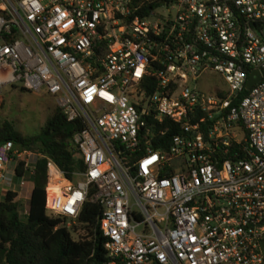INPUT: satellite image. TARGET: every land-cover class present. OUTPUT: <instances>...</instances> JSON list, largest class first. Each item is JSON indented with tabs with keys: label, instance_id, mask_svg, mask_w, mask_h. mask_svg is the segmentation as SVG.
<instances>
[{
	"label": "built area",
	"instance_id": "2783aa9c",
	"mask_svg": "<svg viewBox=\"0 0 264 264\" xmlns=\"http://www.w3.org/2000/svg\"><path fill=\"white\" fill-rule=\"evenodd\" d=\"M206 70L227 89L198 91ZM16 83L83 123L71 176L46 160V210L82 238L100 206L92 264H264V0H0V89ZM38 155L0 142V182Z\"/></svg>",
	"mask_w": 264,
	"mask_h": 264
},
{
	"label": "trees",
	"instance_id": "16d2710c",
	"mask_svg": "<svg viewBox=\"0 0 264 264\" xmlns=\"http://www.w3.org/2000/svg\"><path fill=\"white\" fill-rule=\"evenodd\" d=\"M162 125L170 126L167 136L178 130L168 120ZM82 126L79 118L67 120L58 106L33 134H22L10 121L0 120V142L10 141L18 150L31 149L40 154L31 174L24 170L21 160L14 166L16 179L24 176L33 184L26 200L27 212L20 214L14 190L6 189L0 198V264H92L106 258L104 238L98 230L101 208L97 203L85 200L77 225L72 227L85 229L82 238H74L72 229L56 226L60 219L46 210V160L52 159L71 176V171L81 164L71 150L72 136Z\"/></svg>",
	"mask_w": 264,
	"mask_h": 264
},
{
	"label": "rangeland",
	"instance_id": "374dc122",
	"mask_svg": "<svg viewBox=\"0 0 264 264\" xmlns=\"http://www.w3.org/2000/svg\"><path fill=\"white\" fill-rule=\"evenodd\" d=\"M194 87L204 93L212 94L216 89H227V84L223 77L216 71L206 70L202 72L193 83ZM57 107L55 97L46 92L43 88L36 92L24 89L20 83L15 85H4L0 89V120L10 121L14 128L22 134H33L40 130L48 116ZM10 169L7 170L4 180L0 182L1 186H9L13 176ZM16 179V178H15ZM16 183H14L15 185ZM27 184L22 187V194L18 198L20 204V214L26 210ZM78 231L84 235L85 229L80 227Z\"/></svg>",
	"mask_w": 264,
	"mask_h": 264
},
{
	"label": "crops",
	"instance_id": "0c3cea01",
	"mask_svg": "<svg viewBox=\"0 0 264 264\" xmlns=\"http://www.w3.org/2000/svg\"><path fill=\"white\" fill-rule=\"evenodd\" d=\"M10 165H12L11 166V171H10V174H11V176H13V179L11 180V182H10V185L9 186H1V191H0V198H2L3 197V194H4V191L6 190V189H11V190H14L15 192H16V197H15V199H17L18 200V198L20 197V195L23 193L22 191V188L20 187V185H19V179H15V177H14V173H13V166H14V163H10L9 164V166H8V169H10ZM27 182H26V184H27V189L25 190V191H27V198L29 197V195H30V191H31V189H32V182L30 181V180H26ZM14 183H16L15 185H14Z\"/></svg>",
	"mask_w": 264,
	"mask_h": 264
},
{
	"label": "water",
	"instance_id": "95a60500",
	"mask_svg": "<svg viewBox=\"0 0 264 264\" xmlns=\"http://www.w3.org/2000/svg\"><path fill=\"white\" fill-rule=\"evenodd\" d=\"M255 72L257 73V70H255ZM254 81H255V78L252 76H249L246 81V87H249Z\"/></svg>",
	"mask_w": 264,
	"mask_h": 264
}]
</instances>
